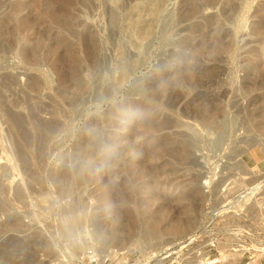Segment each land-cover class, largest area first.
<instances>
[{"label":"rangeland","instance_id":"374dc122","mask_svg":"<svg viewBox=\"0 0 264 264\" xmlns=\"http://www.w3.org/2000/svg\"><path fill=\"white\" fill-rule=\"evenodd\" d=\"M153 1L0 0V264L264 226V0Z\"/></svg>","mask_w":264,"mask_h":264},{"label":"built area","instance_id":"2783aa9c","mask_svg":"<svg viewBox=\"0 0 264 264\" xmlns=\"http://www.w3.org/2000/svg\"><path fill=\"white\" fill-rule=\"evenodd\" d=\"M246 217L205 214L191 234L155 251L136 255L92 248L88 256L101 264H264V226H249Z\"/></svg>","mask_w":264,"mask_h":264},{"label":"bare ground","instance_id":"6f19581e","mask_svg":"<svg viewBox=\"0 0 264 264\" xmlns=\"http://www.w3.org/2000/svg\"><path fill=\"white\" fill-rule=\"evenodd\" d=\"M153 1V0H152ZM183 1V0H182ZM201 1V0H200ZM204 1V0H203ZM218 1L219 0H205V4L207 5V6H209V7H213L215 4H217L218 3ZM234 1V0H233ZM232 1V2H233ZM235 1H237V0H235ZM154 2V1H153ZM188 3H185V7H184V9H183V11H182V13H181V11H180V16L179 17H182L181 19L183 20V18L185 17H189V15H192V14H195L198 10H199V8H200V5L197 3V0H188L187 1ZM223 2V1H222ZM230 2V1H229ZM231 2V3H232ZM245 2V1H244ZM235 3V2H234ZM239 3H242V2H239ZM182 4V3H181ZM24 5V4H23ZM187 5V6H186ZM203 5V4H202ZM222 5V4H221ZM238 5V4H237ZM182 6V5H181ZM227 6V5H226ZM202 7V6H201ZM157 10V9H156ZM201 11V10H200ZM150 14V13H149ZM191 17V16H190ZM216 18V17H215ZM207 20V22H206V25L205 26H207V27H212V26H216L217 24V21L215 22V20L216 19H214V17H212L211 15L206 19ZM220 28V27H219ZM203 30V29H202ZM212 30V29H211ZM211 30H210V33H211V35H212V37L215 39V42L216 41H219V37H218V34H215V31H212L211 32ZM204 31V30H203ZM209 32V31H208ZM210 33H209V35H210ZM217 33V32H216ZM220 33V32H219ZM224 33V32H223ZM228 33V32H227ZM204 34V33H203ZM225 34V33H224ZM202 35V34H201ZM208 35V34H207ZM220 35V34H219ZM205 35H203V37H204ZM226 36V35H225ZM202 37V36H201ZM202 37V38H203ZM211 37V38H212ZM227 37V36H226ZM212 38V39H213ZM200 39V38H199ZM210 41H212V40H210ZM214 43V42H213ZM217 43V42H216ZM223 45V44H222ZM216 46V45H215ZM212 52V51H211ZM220 55V54H219ZM214 56V55H213ZM217 56V55H216ZM215 56V57H216ZM214 57V58H215ZM210 58V57H209ZM221 58V57H220ZM219 60V59H218ZM217 60V61H218ZM212 61H213V59H212ZM211 61V62H212ZM187 62V61H186ZM208 62H210V61H208ZM214 62V61H213ZM201 63V62H200ZM202 64V63H201ZM209 65V64H208ZM192 73V72H191ZM189 74V73H188ZM185 75V74H184ZM188 76V75H187ZM166 77V76H165ZM164 77V78H165ZM183 78V77H182ZM188 78H186V81H188L187 80ZM181 81H182V79H181ZM185 81V80H184ZM180 83H182L181 84V86H184L183 88H185V85H184V83H186V82H179V84ZM178 84V85H179ZM186 84H188V83H186ZM169 85V84H168ZM176 85V84H175ZM174 88V87H173ZM187 88V87H186ZM190 88V87H189ZM194 88V87H193ZM165 89V88H164ZM152 90V89H151ZM163 90V89H162ZM183 90V89H182ZM189 90V89H188ZM197 95V94H196ZM220 95V94H219ZM149 106V105H148ZM211 109V108H210ZM187 110V109H186ZM191 111V110H190ZM189 111V112H190ZM197 110H195V112H196ZM213 111V110H212ZM188 111H186V113H187ZM193 112L194 111H191V113H190V115H188V114H185V116L186 117H193V119H197V118H200V119H202V120H204V121H206V120H209V119H212V118H214V116H213V114L209 111V110H206V112L204 113H201V112H199V113H201V114H193ZM216 117V116H215ZM209 183V179H206L205 181H204V184H208ZM258 186V185H257ZM256 188L257 187H254V188H251V189H248V191L246 192V196H247V198L246 199H248V198H250V197H252L254 194H255V191H256ZM223 207H225V206H223ZM173 227H172V230L174 229V231L175 230H177L178 228H179V225H172ZM138 246H139V244H138ZM137 245L136 246H134V243L133 242H131V243H129V244H125V245H123V246H121V247H119L118 249H127V251L126 252H129L133 247H138ZM151 248H153V247H151ZM158 249V248H157ZM156 250V249H155ZM147 251H150V250H144V252H147ZM152 251V250H151ZM154 251V250H153Z\"/></svg>","mask_w":264,"mask_h":264},{"label":"clouds","instance_id":"9594fccd","mask_svg":"<svg viewBox=\"0 0 264 264\" xmlns=\"http://www.w3.org/2000/svg\"><path fill=\"white\" fill-rule=\"evenodd\" d=\"M90 135H94L95 133L92 130H89Z\"/></svg>","mask_w":264,"mask_h":264}]
</instances>
